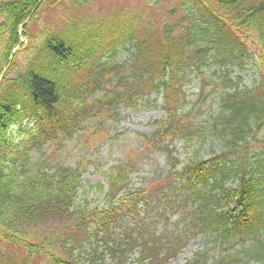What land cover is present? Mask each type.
Segmentation results:
<instances>
[{
  "label": "trees",
  "instance_id": "obj_1",
  "mask_svg": "<svg viewBox=\"0 0 264 264\" xmlns=\"http://www.w3.org/2000/svg\"><path fill=\"white\" fill-rule=\"evenodd\" d=\"M38 1L0 2V18L7 15L12 21V40L17 36L16 26L34 12ZM216 1L218 6L208 0H183L180 5L183 15L178 18L175 29H171L169 25L160 28L157 23L140 21L136 23L139 24L135 26L137 30L131 31V26L126 27L128 34L120 33L110 46L111 55L123 60L108 67L125 63V71L128 74L124 75L127 78H140L147 86L142 87L135 82L134 87L128 88V91L118 89L112 96L96 98L94 105L106 104L107 109L122 102L129 107L126 101L117 100L119 98H137L138 105L146 103L150 101V98H145L146 94L160 93V88L169 83L168 79L170 81L172 78L175 82L184 80L180 78V74L174 72L178 66L188 61L197 64V69L199 66H205L206 61L203 58L211 55L213 48H216L217 54L211 55L209 59L220 56L227 59L231 54L251 57L247 53L246 45L241 42L242 35L250 38L254 47L259 49L257 58H261V62L257 63L255 68L261 73L264 68V0L214 2ZM71 3L77 4L75 1ZM39 8L40 6L36 11H39ZM217 8L223 11L216 12ZM71 23L68 22L64 29L58 32L54 43L48 41L49 36L44 37L50 54H42L40 59L44 58L49 62H37L56 75L64 67V63L73 58L72 67L60 72H68L69 78L77 76L76 80H81L83 87L73 93L70 84L67 85L70 90L61 87L58 81L53 80V76H45L44 72L34 73L32 77L26 97L37 104L32 113L36 115L39 112L38 115L41 116L37 127L41 132H32L27 140L9 145L12 148L28 143L14 150L20 160L16 168H21V174H0V236L9 245L24 251L25 257L19 260L16 256L0 250V264H25L32 255L43 256L51 264H127L136 250L139 252V256L135 258L137 264H167V257L175 254L185 244V240L179 235L172 239L168 237V241H162L160 235L150 234L147 237L142 232L141 222L136 216L127 218L128 214L119 212L123 211L120 207L127 194H135L132 192V186H124L125 181L120 178L121 172L107 175V190L102 207L105 211L98 215L97 206L82 205L78 199L84 170L81 167V159L67 164L66 157L60 158V146L56 147L57 159L55 154L43 151L46 150L45 145L48 142L72 139L80 133L82 123L91 111L81 103L87 93L83 91L96 89L101 83L99 71L103 61L93 54H87L82 60L83 55L79 54L77 48L73 49L68 40L69 33L73 31L75 34L77 31L74 22L71 28L68 27ZM2 30L1 25L0 31ZM39 52H36L33 59ZM97 65L98 69L94 70ZM120 78L123 80L124 76ZM262 88L263 76L258 86L243 90L237 87L234 94H222L221 104L226 109L221 114L224 115L219 116L218 124L215 119L204 124V132L208 134L202 131L199 138L201 145H205L208 140L218 139L221 140L223 151L243 154V164L247 163L245 167L255 163V167H251L255 168L253 174L258 172V169L259 172L263 169L256 190L257 197H264ZM120 94L124 96L120 97ZM136 94L138 95L135 96ZM97 109L96 112L105 111ZM16 113L15 110L9 112V109H0V128L5 118ZM189 114L190 112H186L184 115L187 121H190ZM184 118L179 116L178 119L171 120L172 124L176 123L171 130L173 134L188 137L189 133L198 131L197 128H188ZM259 127L262 128L256 132L254 138V131ZM147 136L149 138V135ZM5 146L8 144L5 143ZM32 151L38 152L36 158L30 155ZM10 153L13 154L12 151ZM3 154V157L8 156L1 146L0 155ZM208 173L217 176L220 174L214 171ZM253 181L254 176L248 184L252 185ZM118 193L121 197L112 201ZM203 193L205 195V192ZM204 206L207 210L199 214L201 217L208 216L210 212L207 203ZM125 212L130 213L126 209ZM242 223L245 230L241 238L242 248L228 251L230 259L237 260L239 264H264V215H252L244 218ZM135 226H138V231Z\"/></svg>",
  "mask_w": 264,
  "mask_h": 264
},
{
  "label": "rangeland",
  "instance_id": "obj_2",
  "mask_svg": "<svg viewBox=\"0 0 264 264\" xmlns=\"http://www.w3.org/2000/svg\"><path fill=\"white\" fill-rule=\"evenodd\" d=\"M2 1L4 0H0V2ZM71 1L72 0H60L58 3H53L51 0H47L45 3H48V5L44 6L46 10H42L41 12H45V16L48 17L46 20L51 21L52 26L56 25L57 22L59 23V26H63L65 25L64 23L70 18L85 20L88 22H98L99 20L111 21L116 16H126L128 14L133 15L134 13H137L138 15L148 14V11L150 12V14L154 13L158 15L157 17H155V19L163 22L164 20L168 19L167 15L164 14L166 11H164V9H168L170 6L177 4V0H82V2L73 6V4H71ZM82 17L86 19H82ZM4 20V17L0 18V22H3ZM11 22L12 21H10L9 19L6 20V22L4 23V30L0 31V54L4 53V40L11 39ZM38 28H40V26ZM38 28H36L35 25L32 26V29L36 30L34 33L39 32ZM21 29H23L22 26L20 30ZM69 36L73 38L71 44L76 48H79V40L74 39V36L71 34ZM18 39L22 40V42L18 45H20V51L24 53V47L28 44L27 38L25 36L19 35L18 33ZM258 53H260L259 50ZM15 55L16 53L13 55V57L10 58L13 61L15 57V60L21 66L20 59L22 57V54H19L18 57H16ZM3 65L0 67H3ZM12 69L13 71L9 70L8 67L5 70L6 74L4 75V79L0 80V85L4 80L11 81L13 78H15L16 75H18L19 72L22 71V66L20 67V69L17 67H14ZM253 78H255V75L252 74L250 79L252 80ZM138 128L139 127H134V129L137 131ZM87 141L91 143L89 145L91 149L93 146V142L91 139H88ZM139 144H141V141L138 139L137 134H135V136L130 135V137L126 139V142L123 143L122 150L120 148H117L111 155H107L106 158L102 159L101 161L98 160L95 164L90 166L86 172H84L81 183L82 187L79 191L78 198L82 202V205H97L101 202L103 194L106 191V173L109 172L114 164L120 162L121 160H125L127 162L135 163L137 168L140 167V165L142 164L140 158H143L141 155L142 150ZM219 144L220 143L218 141L208 142L205 146V149L207 151L214 148L217 149L219 147ZM68 149H72L74 153H76L75 146L69 147ZM70 158H73V156L68 157V159ZM152 168V166L147 165L144 167L145 170L141 172L134 171L132 173L130 171L131 182H129V184L134 182L135 186H139L140 182L148 176L147 174ZM102 186L103 189L100 188ZM0 248L13 249L20 257L22 256L20 252L15 249L16 247L8 246V243L2 240L1 236ZM193 252V248L187 249L178 258L172 259L170 261V264H185L186 261L193 256ZM29 260V264H46L41 258L37 256H33Z\"/></svg>",
  "mask_w": 264,
  "mask_h": 264
}]
</instances>
